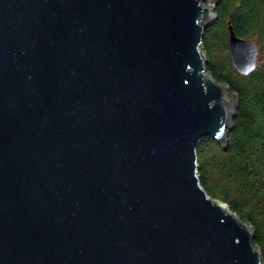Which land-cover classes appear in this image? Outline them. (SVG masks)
<instances>
[{
	"label": "water",
	"instance_id": "95a60500",
	"mask_svg": "<svg viewBox=\"0 0 264 264\" xmlns=\"http://www.w3.org/2000/svg\"><path fill=\"white\" fill-rule=\"evenodd\" d=\"M216 1L0 0V264H263L197 174L235 121L201 48Z\"/></svg>",
	"mask_w": 264,
	"mask_h": 264
},
{
	"label": "trees",
	"instance_id": "16d2710c",
	"mask_svg": "<svg viewBox=\"0 0 264 264\" xmlns=\"http://www.w3.org/2000/svg\"><path fill=\"white\" fill-rule=\"evenodd\" d=\"M214 11L201 48L208 72L236 99L235 121L226 148L213 140L199 143L197 174L208 196L252 227L264 264V0H217ZM228 26L258 48V62L248 75L232 66Z\"/></svg>",
	"mask_w": 264,
	"mask_h": 264
}]
</instances>
